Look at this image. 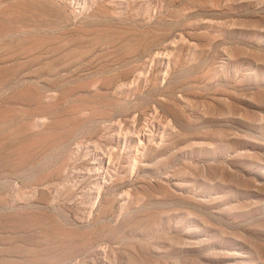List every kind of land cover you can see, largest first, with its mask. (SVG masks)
<instances>
[{
  "label": "rangeland",
  "instance_id": "374dc122",
  "mask_svg": "<svg viewBox=\"0 0 264 264\" xmlns=\"http://www.w3.org/2000/svg\"><path fill=\"white\" fill-rule=\"evenodd\" d=\"M0 264H264V0H0Z\"/></svg>",
  "mask_w": 264,
  "mask_h": 264
},
{
  "label": "bare ground",
  "instance_id": "6f19581e",
  "mask_svg": "<svg viewBox=\"0 0 264 264\" xmlns=\"http://www.w3.org/2000/svg\"><path fill=\"white\" fill-rule=\"evenodd\" d=\"M111 160V159H110Z\"/></svg>",
  "mask_w": 264,
  "mask_h": 264
}]
</instances>
